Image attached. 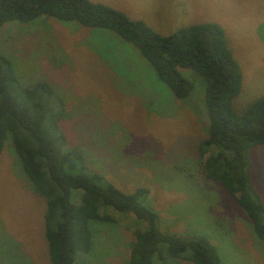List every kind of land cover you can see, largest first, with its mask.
Segmentation results:
<instances>
[{
  "label": "rangeland",
  "instance_id": "374dc122",
  "mask_svg": "<svg viewBox=\"0 0 264 264\" xmlns=\"http://www.w3.org/2000/svg\"><path fill=\"white\" fill-rule=\"evenodd\" d=\"M90 1L163 35L218 23L241 72L233 109L241 113L264 95V0ZM0 54L23 86L53 87L59 98L53 111H63L57 126L66 137L65 150L80 152L86 172L100 173L125 193L147 189L141 202L155 213L160 231L204 236L218 264H264V240L246 212L200 167L198 144L209 126L202 76L181 68L192 90L176 97L139 50L115 32L45 15L2 23ZM249 163L254 198L264 205V144L252 146ZM45 209L8 135L0 152V264H50ZM101 211L114 221L88 222L90 248L75 264H127L133 231L147 227L130 212ZM155 264L194 263L166 257Z\"/></svg>",
  "mask_w": 264,
  "mask_h": 264
},
{
  "label": "trees",
  "instance_id": "16d2710c",
  "mask_svg": "<svg viewBox=\"0 0 264 264\" xmlns=\"http://www.w3.org/2000/svg\"><path fill=\"white\" fill-rule=\"evenodd\" d=\"M41 15L115 32L139 50L176 97L183 98L192 90L181 68L203 77L209 126L198 144L200 167L208 180L235 197L255 234L264 240V205L254 198L249 178L251 148L264 144V95L241 113L233 109L241 72L223 28L215 22H201L163 35L141 20L90 0H0V26L8 20L29 21ZM58 100L47 82L23 86L0 54V152L10 135L23 174L45 198L50 264H75L78 254L85 256L91 244L88 222H113L112 215L101 211L108 207L146 222V229L133 231L127 264H155L166 257L218 264L216 249L204 236L179 237L159 230L155 213L141 202L147 189L125 193L100 173L85 171L80 152L65 150L66 137L57 126L63 111H53Z\"/></svg>",
  "mask_w": 264,
  "mask_h": 264
}]
</instances>
